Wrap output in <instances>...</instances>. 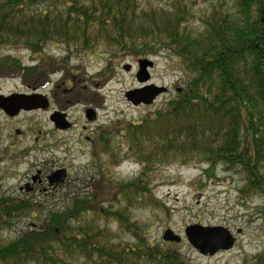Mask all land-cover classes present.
I'll list each match as a JSON object with an SVG mask.
<instances>
[{
    "label": "trees",
    "instance_id": "trees-1",
    "mask_svg": "<svg viewBox=\"0 0 264 264\" xmlns=\"http://www.w3.org/2000/svg\"><path fill=\"white\" fill-rule=\"evenodd\" d=\"M203 4L211 10L199 18ZM197 22L200 31L192 28ZM61 46L67 57L55 62L66 70L73 56L86 53L102 54L112 65L166 52L179 59L184 85L165 107L96 134V150L104 153L114 133L126 141L127 156L142 168L135 181L103 178L90 195H75L69 206L49 212L39 231L12 241L5 231L45 211L33 201L0 199V264H193L178 246L145 237L128 209L157 205L143 184L179 161L207 165L203 176L219 167L235 171L243 196L264 198V0H0V51L24 49L33 61L42 59L28 68L18 58H2V77L14 70L32 83L48 76L54 62L44 52ZM119 196L127 206L116 209L109 203ZM260 214L264 221V203ZM108 220L133 231L134 243L115 242L111 229L98 225ZM245 264H264V251Z\"/></svg>",
    "mask_w": 264,
    "mask_h": 264
},
{
    "label": "rangeland",
    "instance_id": "rangeland-1",
    "mask_svg": "<svg viewBox=\"0 0 264 264\" xmlns=\"http://www.w3.org/2000/svg\"><path fill=\"white\" fill-rule=\"evenodd\" d=\"M210 10L208 4H203L197 11L198 17ZM192 28L200 31L201 24L197 22ZM44 56L55 64L52 63L48 76L32 79L36 82H30L24 73L15 70L6 77L0 74V96L33 95L36 92L51 101L49 107L22 111L12 118L0 109V199L33 201L45 211L40 218L28 217L5 231L3 235L9 241L39 231L49 212L69 206L75 195H90L95 184L103 178L115 184H128L138 179L142 168L127 156L128 145L120 134L114 133L110 139V152L106 153L96 150L87 138H92L96 130L110 128L116 122L138 121L165 107L184 85L179 59L166 52L149 58L155 67L149 71L152 78L145 85L139 84L136 75L138 61L146 58L127 57L109 65V60L102 54L86 53L73 56L69 60V70H66L65 66L55 62L67 57L66 47H48ZM6 57L18 58L28 68L39 66L42 60L33 61L32 53L24 49L1 50L0 59ZM127 66L131 69L126 70ZM60 68L61 71L56 70ZM73 76L76 88L72 86ZM41 78L45 80L40 82ZM151 85L166 87L169 92L152 105L134 106L127 100L128 92ZM36 88L39 90L35 91ZM67 90H71V94ZM93 108H97L98 118L89 122L85 114ZM57 113L67 114L65 124L72 125L70 129H55L52 117ZM208 168L200 164L188 166L180 161L159 167L151 175V184H143V188L147 186L151 190L157 205L149 201L132 205L127 217L154 243L162 247H165L162 244L178 246L193 264H245L264 251V221L260 214L264 198L243 196L240 192L243 182L237 172L219 167L204 177ZM60 170H67L69 179L56 190H51L47 183L36 186L31 182L39 171L50 177ZM27 183L34 188L33 193L25 191ZM146 194L149 197L148 191ZM109 204L116 209L127 206L121 196ZM98 225L109 227L115 242L135 241L133 231L129 233L124 227L120 228L115 220L99 221ZM193 225L223 227L232 233L236 243L230 251L203 256L185 236L186 228ZM168 230L182 241L165 242L163 236ZM73 264L90 263L80 260Z\"/></svg>",
    "mask_w": 264,
    "mask_h": 264
},
{
    "label": "water",
    "instance_id": "water-1",
    "mask_svg": "<svg viewBox=\"0 0 264 264\" xmlns=\"http://www.w3.org/2000/svg\"><path fill=\"white\" fill-rule=\"evenodd\" d=\"M139 71L136 75L139 84L145 85L151 80L150 70L154 69L155 64L150 59H141L138 61ZM130 70L131 66L125 67ZM168 92L166 87L155 85L146 86L140 89L130 91L126 94L127 100L134 106L152 105L156 100ZM47 106V99L41 95H21L15 94L9 97L0 96V109L9 117L19 115L22 111H32L40 107ZM88 121L95 122L97 114L94 110H88ZM57 129L70 128V124H65V115L57 113L52 117ZM67 170H60L49 177L50 183L57 181H65L67 178ZM187 241L192 247L203 256H214L222 251H230L236 239L232 233L223 227H205L202 225L189 226L185 230ZM165 242L180 243L182 239L170 230L166 231L163 236Z\"/></svg>",
    "mask_w": 264,
    "mask_h": 264
},
{
    "label": "flooded vegetation",
    "instance_id": "flooded-vegetation-1",
    "mask_svg": "<svg viewBox=\"0 0 264 264\" xmlns=\"http://www.w3.org/2000/svg\"><path fill=\"white\" fill-rule=\"evenodd\" d=\"M75 76H73V79L71 80V82H72V86H76V83H75V78H74ZM79 87H81V88H83V86H79ZM73 88V87H72ZM76 88V87H75ZM39 89L38 88H36L35 89V91H38ZM67 93H70L71 94V90H67ZM35 94H38V93H36L35 92ZM65 95L63 94V96H62V100L63 101H65ZM51 105V101L49 100V99H47V106L46 107H49ZM44 107H40V108H38V109H36V110H39V109H43ZM93 110L97 113V108H93ZM62 114V113H61ZM88 110L86 111V117L88 118ZM63 115H65V120H66V122H67V118H66V113H63ZM97 118H98V116H97ZM88 120V119H87ZM97 120V119H96ZM53 124L55 125V123L53 122ZM72 127V125L70 126V128ZM70 128H67V129H70ZM56 130H63V129H57V128H55ZM100 131V129L99 130H96V132H95V134H94V136L92 137V138H87V141L88 142H91L92 144H93V146H95L96 147V145H97V141H96V134L98 133ZM53 174V173H52ZM68 179H69V172H68V176H67V178H66V180L65 181H63V182H61V183H58V182H56V183H54V184H51L50 183V180H49V176H46V175H44L41 171H39V173L36 175V176H34V177H32V179H31V182H32V184H34V185H36V186H41V185H43L44 183H47V185L49 186V188H51V190H56L59 186H63L64 184L66 185V183H67V181H68ZM30 185V186H29ZM25 191L27 192V193H33L34 192V188L31 186V184L30 183H27L26 185H25ZM24 189H22L21 191H23Z\"/></svg>",
    "mask_w": 264,
    "mask_h": 264
}]
</instances>
